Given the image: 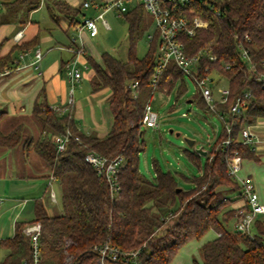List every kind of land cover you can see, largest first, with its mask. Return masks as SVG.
I'll return each instance as SVG.
<instances>
[{"label":"trees","instance_id":"obj_1","mask_svg":"<svg viewBox=\"0 0 264 264\" xmlns=\"http://www.w3.org/2000/svg\"><path fill=\"white\" fill-rule=\"evenodd\" d=\"M54 4L69 6L62 0ZM40 5L41 0L2 2L0 25L25 24L30 12ZM175 7L190 19L199 16L209 21L206 28L197 29L193 35L182 34L180 40L189 56L202 51L196 66L198 75L211 74L214 85L225 81L229 88L226 101L215 100L212 111L220 116L222 128L208 150L207 161L200 175L186 176L194 186L185 189L173 172L158 166L155 179L140 170V154L145 149L141 130L145 105L155 90L170 91L178 80L182 82L179 92L184 93L186 74L171 61L162 69L157 84H153L160 35L155 30L147 53L138 55L137 43L146 25L144 5L138 2L125 13L127 60L108 51L102 54V64L90 55L86 57L94 70L92 90H111L108 103L113 122L106 136L81 132L71 111L61 113L48 103L44 88L32 111L33 120L39 125L38 136L31 132L23 139L25 122L7 132L0 129V146L13 148L21 144L25 150L33 148L62 188L61 212L50 215L43 200L36 199L34 219L16 222L13 236L0 240V245L8 249L0 264H95L97 247L107 240L121 249L141 248V264H170L185 244L210 230L219 235L200 246L202 261L195 259L194 264H264V217L255 221L254 238L241 235L226 224L233 216V211H225L232 199H217L220 186L241 189L228 173V161L234 151L243 159L261 160L252 145H244L238 138L244 125L264 118V81L259 79L264 75V0H225L220 4L219 17L200 1ZM49 12L55 18L52 10ZM240 44L250 59L243 56ZM27 46L15 45L14 49ZM210 54H215L216 59H210ZM17 63L19 59L15 60L12 54L0 57V69L13 70ZM135 81L139 84L133 90L131 84ZM245 92L252 94L247 106L234 114L232 105ZM197 102L211 110L201 93ZM67 130L72 133L70 140L66 149L58 152L55 138ZM229 137L231 143L225 145L223 141ZM89 150L108 158H123L117 194H111L106 179L85 160ZM187 151L200 161L197 151ZM225 212L229 216L221 218ZM35 221L41 222V257L36 263L31 237L23 231L25 224Z\"/></svg>","mask_w":264,"mask_h":264},{"label":"crops","instance_id":"obj_2","mask_svg":"<svg viewBox=\"0 0 264 264\" xmlns=\"http://www.w3.org/2000/svg\"><path fill=\"white\" fill-rule=\"evenodd\" d=\"M66 1L75 13L84 7L82 0ZM100 1L105 2L107 0ZM2 2L3 0H0L1 4ZM43 3L48 9L49 17L43 16L45 17L43 20L32 18V12L38 10ZM43 3L30 12L25 24L6 23L0 25V57L12 54L15 60L19 59L20 63H17L18 66L13 70L8 67L0 69V114H2L0 116V129L7 132L23 122L24 119L33 120L34 103L44 88L48 103L53 107H59L61 113L71 111L81 132L85 134L96 133L100 137H104L108 134L113 122V114L108 103L111 90L110 88H103L93 91L91 83L89 88L81 84L86 77L91 82L94 74L92 67L88 72L85 71L88 68L87 55L93 58L94 55L87 50L83 40L96 37L98 33L91 36L86 29L80 31L79 26L83 21L73 14L68 13L66 16L55 11L53 0H45ZM78 5L79 8H77ZM49 10H52L55 18L51 17ZM25 44L28 46L23 49H14L15 45ZM75 46H82L84 50L78 56V64L82 68L83 77L76 82L78 84L76 90L79 89L76 101L69 96L71 82L65 72L66 62L76 57V53L72 50ZM128 46L127 41L125 52L120 56L123 60H127ZM37 48L43 51V58L39 67L41 71L32 64L34 51ZM23 53H25L24 57L20 59V55ZM95 60L102 64V55ZM76 90L75 87L72 89L73 92ZM70 99H72L71 103H69ZM216 99H219V95L216 96ZM252 128L256 134L252 146L260 156L264 157V118H260L255 124H252ZM32 134L38 136L39 128L33 126ZM213 143L214 141L211 142L210 148ZM206 151L208 153V150ZM15 152L16 155H14ZM40 159L33 148L25 150L21 144L13 148L0 146V197H2L0 240L13 236L16 222L30 221L28 217L34 213L36 199L43 200L49 214H54L53 211L52 213L50 211L51 203H55V201H52L50 197L49 167ZM247 160L248 163H242L243 176L247 177L248 175L253 180L255 177L258 191L264 200V169L261 168L264 163L260 162L261 160L259 162ZM19 167L25 168L21 171ZM54 183L59 187L62 194V188L57 179L52 182V187ZM227 188L226 197L231 198L232 202L225 211H233V216L226 224L232 228L236 219V211L244 205L245 200L242 197L241 189ZM30 202H33V207H31ZM227 216H229V212L221 214V218ZM212 231L211 237L193 239L185 244L170 264H194V260L199 258L198 256V258H194V255L200 252V246L219 235L216 231ZM7 253L8 249L0 245V262Z\"/></svg>","mask_w":264,"mask_h":264},{"label":"built area","instance_id":"obj_3","mask_svg":"<svg viewBox=\"0 0 264 264\" xmlns=\"http://www.w3.org/2000/svg\"><path fill=\"white\" fill-rule=\"evenodd\" d=\"M132 0H107L101 2L100 0H83V6L86 8H94L99 11L96 17L86 18L79 26L80 31L86 29L91 36H95L98 33L97 21L100 20L106 27H109L105 14L108 11H116L119 14L127 12L130 8L128 3ZM144 5L146 11H148L154 19L155 30L159 32L160 44H159V61L153 74V84L156 85L158 78L162 72V69L168 65L171 61L186 74L191 77L196 83L201 95L207 102L211 110L215 109V89L217 84L214 85L213 76L211 74L198 75L196 66L199 60L198 55L189 56L185 51V46L180 36L182 34L193 35L199 28H206L209 25V21L199 16L193 19L188 18L186 15L177 11L175 6H188L191 3L200 1L210 12H213L216 16H220L222 13L220 4L225 0H137ZM153 33L149 35V39H152ZM243 56L250 59L247 50L240 44L239 45ZM76 53V57L66 62L65 72L66 76L74 85L80 81L83 77V71L78 64V56L83 53L82 46H75L72 49ZM204 50V49H203ZM205 51V50H204ZM206 52V51H205ZM24 54L20 55V59L24 57ZM43 58V51L37 48L34 51V60L32 64L36 69H39L40 63ZM210 59L215 60L216 55L210 54ZM20 64V63H19ZM196 70V71H195ZM208 71V68H205ZM39 71H41L39 69ZM264 81V75L259 77ZM139 82L135 81L131 84V88L134 90L138 86ZM219 94V100L224 102L228 98L229 88L222 86L217 88ZM251 92H245L238 96L232 105V112L239 114L247 106V101L251 97ZM72 99H70V102ZM61 110L59 107H54ZM142 124L146 127L156 128L158 126V113L154 110L151 100L145 105L144 114L142 117ZM228 133L231 132V126L227 127ZM72 133L67 130L65 133L59 134L55 138L56 148L58 152H63L66 149L67 143L70 140ZM256 136L252 125H244L239 134L238 140L244 145H252L254 143V137ZM76 139L78 137L76 136ZM225 145L231 143V138H227L223 141ZM85 160L96 170L99 176L106 179L109 189L112 195H115L120 190L118 173L122 164L123 158L120 156L114 158H108L99 154L95 150H89L85 154ZM243 158L238 151H234L233 155L228 161V173L229 175L239 182L241 185V194L245 200L244 205L239 207L236 211V219L233 223L232 229L241 234L247 235L251 238L255 237V221L258 218L264 217V200L254 184L253 179L250 176L239 177L238 173L242 168ZM56 180V177L50 175V197L52 201H57L56 193L52 187V182ZM2 203V197H0V205ZM23 231L26 235L31 237L33 258L34 262H38L41 257L40 251V234H41V222L35 221L25 224ZM143 256V250L141 248L136 249H121L118 246L111 243L109 240L97 247V260L95 264H141V258Z\"/></svg>","mask_w":264,"mask_h":264},{"label":"rangeland","instance_id":"obj_4","mask_svg":"<svg viewBox=\"0 0 264 264\" xmlns=\"http://www.w3.org/2000/svg\"><path fill=\"white\" fill-rule=\"evenodd\" d=\"M6 1L9 0H3V3ZM43 1L45 0H41V4ZM55 1L56 0H53V2ZM66 3L68 2L66 1ZM137 3V0H132L128 3V6L129 8H133ZM70 7V4L68 8L53 4V9L55 11L61 12L66 16L68 13L71 15L73 14L81 21L90 17L94 18L99 13V11L94 8L84 7H82L81 11L75 13L74 9ZM79 7L78 5L77 8ZM125 13L126 12L119 14L116 11L106 12L105 19L109 27H106L102 21H98V35L93 38L89 37V40H83V43H86L87 50L92 52L95 59L100 58L105 51L111 52L119 57L124 54L123 52H125L128 41V22ZM43 16L49 17L45 3H43L38 10L32 12L31 17L36 20H43L45 18ZM145 21L146 25L143 34L137 43V53L139 56H144L147 53L150 45L149 35L155 32L154 19L146 10ZM75 34L77 35V32H75ZM90 68L91 66L88 63V68L85 69V71L88 72ZM90 83L88 77L84 78L81 82L82 85L88 88ZM75 84H70L71 91L69 92V96H71L74 101L78 99L79 94V89L76 90L78 84ZM181 85V80H178L170 91L158 89L155 90L151 96V104L158 113L159 124L156 128L146 127L145 125L141 127L143 138L145 139V149L140 154V170L149 179L156 178L158 167L165 171H171L178 178L180 185L185 189H189L194 186V183L187 179L186 176L192 178L200 175L202 167L207 161V156L201 155L200 161H196L187 150L195 151L197 147L210 150L211 142L215 141V138H217L222 128V121L215 111L199 105L197 97L200 92L191 77H185L186 88L182 94L179 92ZM222 86H226L225 81H220L217 88ZM74 87L76 90L75 92L72 91ZM217 88L215 89L216 96L219 95ZM192 99H194V101H192ZM23 122H25L23 139H26L33 131V126L39 128V125L34 120L29 119H24ZM188 139L195 141L192 147L189 146ZM16 154L15 152L14 155ZM260 162L264 163V157L261 156ZM242 163H248V160L243 159ZM24 168L25 167H19L21 171ZM261 168L264 169V164H262ZM242 171L243 168H241L238 173L239 177H246L243 176ZM253 181L259 190L255 177ZM227 187L231 188L230 186H220L217 189V199L227 196ZM53 189L56 193L57 201L51 203L50 211L51 213L53 211L55 214L62 211V200L60 189L55 183ZM30 203L31 207H33V202ZM34 216L35 212L31 217H28V219H34ZM212 234L213 231L210 230L203 237H211ZM197 254L194 255V258L199 257L201 260L199 258L198 260L202 261L200 252Z\"/></svg>","mask_w":264,"mask_h":264},{"label":"water","instance_id":"obj_5","mask_svg":"<svg viewBox=\"0 0 264 264\" xmlns=\"http://www.w3.org/2000/svg\"><path fill=\"white\" fill-rule=\"evenodd\" d=\"M187 141H188L190 147H192L195 143L194 140L188 139ZM195 151H197L199 154L204 155V156H206L208 154L207 151L204 150L202 147L195 148ZM179 190H180V188H179Z\"/></svg>","mask_w":264,"mask_h":264}]
</instances>
